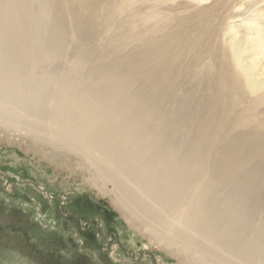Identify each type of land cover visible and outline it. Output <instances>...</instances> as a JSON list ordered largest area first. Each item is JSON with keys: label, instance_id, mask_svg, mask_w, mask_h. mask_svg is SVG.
Here are the masks:
<instances>
[{"label": "bare ground", "instance_id": "1", "mask_svg": "<svg viewBox=\"0 0 264 264\" xmlns=\"http://www.w3.org/2000/svg\"><path fill=\"white\" fill-rule=\"evenodd\" d=\"M174 1L0 0V128L73 155L133 228L187 263L264 264V166L248 164L263 133H233L245 90L260 89L237 60L248 41L203 54L206 22L177 25Z\"/></svg>", "mask_w": 264, "mask_h": 264}, {"label": "rangeland", "instance_id": "2", "mask_svg": "<svg viewBox=\"0 0 264 264\" xmlns=\"http://www.w3.org/2000/svg\"><path fill=\"white\" fill-rule=\"evenodd\" d=\"M27 2L34 6L33 0ZM174 3L181 6L165 16L182 24V28L197 24L195 20L183 25L192 19V14L206 22L202 29L208 32L210 41L201 49L203 54L206 48L213 53L243 40L248 41L247 48L255 46L240 52L237 60L250 69L260 89L249 96L245 90L246 105H240L234 113L235 120L241 119L244 126L235 128L233 133L252 130L263 133L264 138V0ZM37 12L33 16L40 22L42 15L40 10ZM129 16L130 13L123 15ZM30 23L26 22L24 28H29ZM185 33L194 36L197 32ZM202 63L211 66L209 55H204ZM45 67L48 71L51 63ZM247 103L254 107L253 111L245 112ZM24 116L23 113L21 120ZM22 128H0V264H192L181 253L168 251L142 230L133 228L113 206L111 198L85 180V174L77 169V158L58 156V150L35 144L30 135L21 132ZM248 164L262 168L264 157H251ZM68 211L85 220L102 221L101 235L82 234L78 223L66 218ZM84 235L86 247L81 246ZM84 248L94 253L83 254Z\"/></svg>", "mask_w": 264, "mask_h": 264}, {"label": "flooded vegetation", "instance_id": "3", "mask_svg": "<svg viewBox=\"0 0 264 264\" xmlns=\"http://www.w3.org/2000/svg\"><path fill=\"white\" fill-rule=\"evenodd\" d=\"M66 218H73L78 223L79 231L82 234H88L89 232H94V233H96L97 237H99V235H101L102 221H100L96 218L85 220L84 218L78 216L75 213L73 214V212H70V211H68ZM86 238H87L86 235H84V237H82V239H81V246L82 247L87 246V243H86L87 239ZM104 243H105L104 246L107 247V242H104ZM90 252L94 253L91 249L86 251L84 248V250L82 251L83 254L84 253H90Z\"/></svg>", "mask_w": 264, "mask_h": 264}]
</instances>
